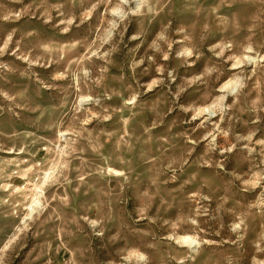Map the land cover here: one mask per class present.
Returning a JSON list of instances; mask_svg holds the SVG:
<instances>
[{"label":"rangeland","instance_id":"rangeland-1","mask_svg":"<svg viewBox=\"0 0 264 264\" xmlns=\"http://www.w3.org/2000/svg\"><path fill=\"white\" fill-rule=\"evenodd\" d=\"M0 264H264V0H0Z\"/></svg>","mask_w":264,"mask_h":264}]
</instances>
